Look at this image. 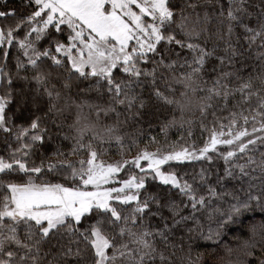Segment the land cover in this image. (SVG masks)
Here are the masks:
<instances>
[{
    "label": "snow or ice",
    "instance_id": "1",
    "mask_svg": "<svg viewBox=\"0 0 264 264\" xmlns=\"http://www.w3.org/2000/svg\"><path fill=\"white\" fill-rule=\"evenodd\" d=\"M29 5L34 3L35 10L30 14H18L15 9L0 11V18L5 20L11 16L15 19L11 24H0V45H11L17 37L14 35L18 30L26 29L23 38L18 39V44L27 57V64L31 66L32 75L22 77L23 80L34 81L38 86L32 94L25 91L20 92L19 107L31 105L38 107V94L43 90L51 101L48 111L59 114L62 108L57 104L64 100L67 103L72 98L62 96V91L73 87L72 78L87 80L95 78L97 91L100 90V82L103 80L110 94L111 103L100 108L88 104L87 101L76 103L78 109L75 123L72 127L76 131L74 137L75 145L68 153L75 155L78 151L88 149L87 159H80L78 167L68 159L48 160L45 164L41 160L40 165L29 167L27 158L30 150L36 142H43L45 137L41 133L47 131L40 126V116H35L27 126H17L15 139L23 141L30 139L31 143H20V146L12 150L9 161L0 156V173L9 171H20L27 175L24 182H0V188L5 194L0 198V264H233L230 259L234 249L227 244L219 242L223 234L232 225H244L249 232V237L244 241L246 256L256 260V264H264V159L257 165L261 177L259 179V194H253L255 184L249 185L248 195L245 199L233 196V203L228 205L227 210L219 208L209 209L210 214L216 215V229H209L206 240H215L216 247L220 252H196L193 256L191 246L185 248L182 244L177 246L171 244L166 233L171 229L168 225L160 229H149L144 221L143 214L146 210L151 214L149 202L154 197L140 199V189L144 187L143 175L137 177L129 175L123 180L119 188L104 187L114 174L119 173L124 165L139 167L141 160H147L148 168L155 170V175L165 184H172L182 192L190 194L193 201L192 208L197 204L206 206L205 197L199 198L195 195L193 186L187 180L179 179L174 173H164L160 165L171 160L196 159L187 149L179 152H155L147 148L138 149L137 155L131 160L122 159L115 162H105L98 159L97 151L92 147L91 141L84 144L82 141L87 134L93 139L103 140L115 139L122 144V138L116 135L115 124L100 128L91 122L87 115L83 114L85 106L96 107L99 112H115L113 104L126 105L129 109L137 104L135 116L140 115V109L145 107V101L133 92L134 86L140 83V78L151 77L153 92L157 99L165 104L174 105L183 113L193 107L199 109L203 114L214 106V101L219 98L226 106L230 98L240 95L241 103L248 105V111L252 113L251 119L261 117V130L264 131V51L259 53L261 63L258 70L253 69L247 77L236 76L233 72H222L213 81L211 87H203L206 82L200 79L201 70L207 58L215 55V51L209 50L198 42L206 34H209L208 25L211 17L207 14L201 15L195 11L198 4L194 0H186L180 6H175L172 0H28ZM245 0H233L227 9V31L220 33L217 29L218 39L225 40V52L227 56L218 59L223 62L228 60L233 63L234 57H243L233 43V21L240 18L239 14L245 12ZM223 15V13H221ZM68 30L67 43L56 39L48 32L52 26L57 33L62 32L61 26ZM245 30L251 33L245 37L249 46L257 37H260V47L264 48V21L260 23L259 30L244 25ZM177 34L184 39H177ZM34 35V38H32ZM49 38L52 47L40 50L37 42L43 37ZM175 43L186 47L195 53L189 71L182 73L177 79L184 91L178 95L168 85L173 94L165 95L159 88L155 87L156 72L158 67L173 68L177 61L172 60L165 64V57L151 61V70L143 69L139 65L149 62V54L158 55L157 45L161 42ZM55 52V55L51 53ZM7 56V52L4 53ZM43 58L50 59L49 65L43 64ZM187 64L188 62L185 61ZM17 67H24L19 61ZM120 69L130 77L126 80L113 78V70ZM0 68V74H2ZM231 76H236L240 81L237 87L228 83ZM9 91L0 95V129L12 132L7 125L10 118L6 115V106L12 100L11 76L6 77ZM55 80V83L52 81ZM223 81V82H222ZM78 87V85H77ZM82 91H87L82 90ZM203 92L201 96L199 93ZM48 113H44L46 116ZM119 115V114H117ZM245 123L249 120L248 115L238 114L233 111L229 125L237 124V116ZM175 123V119L168 122L167 126ZM163 130V129H162ZM256 129L253 128V132ZM222 135V134H221ZM247 136V129H242L232 136V139H217L216 133H212L211 143L206 144L199 150L200 156H205L209 148H215L217 144L232 145L237 141L234 151H229L225 159L233 157L236 152L250 151L249 145H255L257 140L264 143V138L241 140ZM155 141V137L151 138ZM135 143V141H134ZM195 151V149H193ZM64 153L58 149L53 152L54 157H63ZM19 156V158H17ZM211 160V156H207ZM249 164L255 163L249 158ZM241 177L249 176L245 171V165H238ZM49 171L69 170L67 180H71L72 186L63 183H52L46 180L36 182V177L31 174L41 173L42 169ZM144 170L141 169V172ZM232 176L231 171L227 172ZM201 180L204 173L201 170ZM91 186L92 190H86ZM210 197L224 198V194L218 193L215 188L209 186ZM231 195V193H228ZM134 203L127 213L122 207L115 206ZM159 204V201H156ZM174 210L173 223L180 224L190 216L180 215L174 204L168 205ZM261 209V218H253L245 224V214L254 213V209ZM93 214L95 219H92ZM179 216V219H175ZM91 222L84 229H80L82 220ZM6 220L8 221L6 223ZM23 226V234L19 231ZM191 231V229H189ZM71 237L64 242L65 235ZM157 236L170 248L161 249L157 247ZM235 239H239L236 237ZM47 246L45 250L44 246ZM55 249V251H53ZM261 251V256L256 257V251ZM167 251V255L165 252ZM176 251L181 255L176 256ZM51 256V259L46 257Z\"/></svg>",
    "mask_w": 264,
    "mask_h": 264
},
{
    "label": "trees",
    "instance_id": "2",
    "mask_svg": "<svg viewBox=\"0 0 264 264\" xmlns=\"http://www.w3.org/2000/svg\"><path fill=\"white\" fill-rule=\"evenodd\" d=\"M2 1L0 0V11L15 9L18 14L22 15L30 14L31 11L35 10L34 3L29 5L28 0ZM172 2L178 7L181 3L186 2V0H172ZM194 2L198 4L195 11L201 15L207 14L211 17L208 25L209 34H206L198 42L202 43L209 50L214 49L215 51V55L207 58L201 70L200 79L206 82L202 86L211 87L213 81L222 72H233L236 76L243 78L247 77L253 69L258 70V65L261 63L258 58L259 53L264 51V48L260 47V37H257L255 42L249 46V42L245 37L250 36L251 33L245 30L244 25L247 24L248 27L259 30L260 23L264 21V0H245L246 11L240 13V18L232 22L233 34L231 43L235 45L238 51L243 53V57H234L232 64H229L227 59L223 62L218 59L220 56H227V53L225 52V40L218 39L217 29L220 30V33H226L228 27L226 13L228 6L233 3V0H194ZM14 19L11 16L6 20L0 18V24H8V20L12 23ZM64 27L61 26L63 30H65ZM25 31L26 29H23L19 32L22 38ZM48 32L61 42L67 43L66 31L57 33L51 26ZM176 38L184 39L179 34H177ZM37 47L40 50H44L45 48L52 47V45L49 43V38L45 36L37 43ZM157 51L159 53L158 55L154 56L149 54V62L141 63L139 66L143 69L151 70L153 67L151 61L159 60L161 56L165 57V64L172 60L177 61L176 65L171 69L164 66L158 67L155 87L159 88L165 95L171 96L173 93L168 89V85L170 84L171 89L175 90V93L178 95L184 89L177 82V79L182 73L189 71L188 65L191 64L195 53L186 47H181L175 43L168 44L163 41L157 45ZM54 53L52 52V54ZM3 59V71L0 74V95H5L9 91L6 77L11 76L12 83L10 88L12 91V100L7 104L5 111L6 115L10 118L7 126L12 128V132L0 130V156L4 157L6 161H9L12 156V150L18 148L21 142L31 143L30 139L17 141L15 139L16 129L17 126H27L35 116H40V126L41 128H46L47 131L41 133L45 137L44 141L36 142L30 150L27 158L28 166H39L41 160H44L45 164L50 159L71 160L70 157L72 155L70 156L68 153L75 145L74 137L77 135L72 125L75 123L78 114V109L72 103V100H75L77 104L82 101H87L88 104L105 108L111 103L110 94L107 93L106 83L101 80L100 90L97 91L95 78L81 80L73 76V87L62 91V96H70L72 99L68 100L67 103L62 100L57 104V107L62 108L59 114L54 111H48L51 101L43 94L42 89L38 94L39 100L37 108H33L31 105L19 107L20 92L25 91L32 94L33 90L38 86L34 81L22 79L24 76L31 77L33 73L31 66L27 64V59L21 53L20 48L12 46L7 56H4ZM18 61L24 67L18 69ZM185 61L188 63L186 64ZM50 63V59L43 58L44 65H49ZM236 76H231L228 79V83L233 87H237L240 83L236 79ZM173 77L177 79H173ZM113 78L119 81L129 79L130 77L128 74L123 73L122 70L114 69ZM52 82L55 83V80ZM153 87L151 77L144 76L140 78V83L134 86L133 92L145 101V107L139 110V116L133 115L137 111L138 101L131 109L126 105L113 104L112 106L115 108V112L101 111L99 114H97L96 107L89 108L85 106L83 112L89 117L88 119L91 122L99 126L98 131L100 128L113 124L117 126L115 134L122 138V144L115 139L110 140L107 137L103 140L93 139L90 133L84 137L82 142L88 144L91 141L92 147L97 153L107 159L108 157L119 156V153L122 152L125 154L127 152L136 154L138 149L143 148H151L155 151L156 149H160L161 152H175L182 149L200 150L209 142L213 132L229 130L232 119L231 113L233 111L250 117L247 123H245L240 118V115H238L237 124L231 125V129H234V131L239 129H247V131H250L253 128L261 127V117L257 116L255 120H252V113L248 111L247 104H236L241 99L239 94L234 98H230L226 106L217 98L214 101V106L203 114L195 107L181 113L174 105L165 104L163 101L157 99L154 95ZM85 89L87 90L86 92L82 91ZM199 95L203 96L204 93L201 92ZM44 113L48 114L45 116ZM173 118L175 119V123L166 127L168 122L173 120ZM152 137H155V141L151 140ZM249 148L251 149L250 151L238 152L233 157L225 159L226 152L229 148L226 149V146H220L217 150L208 153L207 156H211V160L207 159L206 156L198 160L169 163L164 167L165 170L173 172L182 181L187 180L193 186L197 198L203 195L206 201L205 207L197 204L196 208L193 209V201L190 198V194L182 192L178 187L170 183L165 184L155 177L148 176L145 178L144 187L140 189L139 193L140 199L144 200L147 197H154L149 202L151 214L147 210L143 214L146 226L149 229H162L165 225H168L171 231L166 234L171 244H176L177 246L182 244L185 248L191 246L193 256L198 251L220 252V249L216 247L217 242L215 240L210 241L204 239L209 234V229L213 231L216 229L215 220L217 217L216 215L210 214L209 209L219 208L221 211L227 210L228 205L234 202L232 199L233 196L239 197L242 200L245 199L248 195L250 183L257 186L256 189H253V194H259V179L253 180L252 177H261L257 165L261 159H264V143L256 142L255 145H249ZM57 149L64 153L63 157L53 156V152ZM88 153V149H83L75 155L85 157ZM250 157L255 163H248ZM238 165H245V171L249 172L250 175L241 177ZM201 170L204 173V180L200 178ZM228 171H231L233 175L228 176ZM68 174L69 170L67 169L49 171L44 168L41 173L31 175L36 177V182L38 183L46 180L52 183H63L66 186H71V180L65 179ZM139 174L136 169L125 167L118 174V178L121 182L128 179L129 175L137 176ZM26 179L27 175L20 171L0 173V182H24ZM209 186L215 188L218 193L224 194V198L210 197L208 195ZM228 193H231V195H228ZM4 194L5 190L0 188V198ZM156 201H159V204ZM170 204L175 205L180 215L190 216L191 219L180 224H174V210L168 206ZM115 206L122 207L124 212L127 213L132 207H135V204L130 203L129 205L121 206L116 204ZM253 216L257 220L261 218V209L259 207L254 209V213L245 214V224ZM92 219H95L94 214ZM175 219H179V216H175ZM90 222L88 219L82 220L79 224L80 229L86 228ZM19 231L23 234V226L20 227ZM236 237H239V239H235ZM248 237L249 232L244 225H232L223 234L219 243L221 245L227 244L234 249L230 257L233 264H256L254 258L246 256L244 241ZM69 239L71 237L66 234L64 242L67 243ZM156 243L157 247L162 250H172L170 244H165L158 236ZM44 247L47 250V246L45 245ZM165 254L167 255V251ZM220 254L223 255L222 252ZM261 254L259 250L255 253L256 257L261 256ZM180 255L181 253L176 251V256L179 257ZM51 258V256L46 257V259Z\"/></svg>",
    "mask_w": 264,
    "mask_h": 264
},
{
    "label": "rangeland",
    "instance_id": "3",
    "mask_svg": "<svg viewBox=\"0 0 264 264\" xmlns=\"http://www.w3.org/2000/svg\"><path fill=\"white\" fill-rule=\"evenodd\" d=\"M5 1H6V0H3L2 2H5ZM2 24H6V23H2ZM8 24H11L9 20H8ZM62 26H63V25H62ZM50 27H51V26H49V29H50ZM64 28H65V30L62 29V32L66 31V35H68L69 33L67 34L68 30H67L66 26H65ZM49 29H48V30H49ZM22 30H23V29H22ZM19 32H21V30H18L16 33H14V35L17 37V39H15L11 45H8V44L0 45V68H2V65H3V62H4V59H3L4 56H5L4 53L7 52V54H8V51L10 50V48H11L12 46H16V47L20 48V46H19V44H18V39H20V38H22V37L20 36V33H19ZM60 33H61V32H60ZM32 38H34V35H33ZM43 38H44V37H43ZM38 42H39V41H38ZM38 42H37V43H38ZM20 51H21V53L23 54V49L20 48ZM51 54H52V53H51ZM55 54H56V53H54V54H52V55H55ZM25 58L27 59L26 56H25ZM83 114H85V113L83 112ZM85 115H86V114H85ZM87 117H88V116H87ZM88 118H89V117H88ZM0 130H3V129H0ZM240 130H242V129L235 130V131H234V129H231V131H229V130L216 131V132H215V133H216V138H217V139H232V136L235 135L236 132H238V131H240ZM221 134H222V135H221ZM211 137H212V136H211ZM255 137H262V138H264V131L261 130V127L256 128V131H255V132H253V129H251L250 131H247V136H246V137H241L240 139H241V140H246V139H253V138H255ZM257 142H260V141L257 140ZM210 143H211V138H210V140H209V142H208L207 144H210ZM236 144H237V141H233V144H232V145H228V144H217V145L215 146V148H209L208 153H209L210 151L217 150V148L220 147V146H226V149L229 148V150H228L227 152H229V151H234V150H235V145H236ZM147 149H148L149 151L155 152L154 149H151V148H147ZM182 150H183V149H182ZM187 150H188L189 153H192V154H193L194 156H196L197 158H196V159H186V160H171V161H166L164 164L160 165V170H161L162 172H164V173H168L169 171L165 170L164 167H165L167 164H169V163H173V162H179V163H180V162H183V161H192V160L203 159L204 157H206V156L208 155V153H206L205 156H200V154H199V150H195V151H193V150H191V149H187ZM179 151H181V150H177V151H175V152H179ZM227 152H226V153H227ZM237 153H238V152H236V154H237ZM135 155H137V152H136V154H134V153H130V152H127V153L125 154L124 152H122V153H119V156L108 157L107 159H105V158H103L101 155L98 154V159L110 163V162H115V161H117V160H122V159H128V160H131V158H132L133 156H135ZM88 156H89V153H88V155L85 156V157H83V156H77V155H72V156L70 157V159L73 161L74 166L78 167L79 165H78V163H76V162H77L78 160H80V159H87ZM228 158H229V157H228ZM230 158H231V157H230ZM148 163H149V161H147V160H141V161L139 162V167H136V166H134V165H124V166L121 168V171H122L125 167H130V168H134V169H136V170L140 173V174L137 175V176H141V175H143L144 178H147L148 176H151V177H155V178H157L158 180H160L159 177H157V176L155 175V170H154V169H151V170H150V169L148 168ZM141 169H143L144 171L141 172ZM121 171H120V172H121ZM120 172H119V173H120ZM119 173L114 174L113 179L110 180L108 184L104 185V187L119 188V187L121 186V183H120L119 178H118V174H119ZM172 173H173V172H172ZM34 177H35V176H34ZM160 181H162V180H160ZM121 182H122V181H121ZM162 182H163V181H162ZM37 183H38V182H37ZM71 186H72V185H71ZM86 190L91 191V190H92L91 186H89ZM117 204L121 206V204H119V202H117Z\"/></svg>",
    "mask_w": 264,
    "mask_h": 264
}]
</instances>
